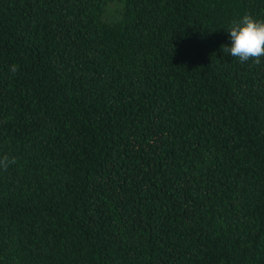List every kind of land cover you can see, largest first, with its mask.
Here are the masks:
<instances>
[{
	"label": "trees",
	"instance_id": "obj_1",
	"mask_svg": "<svg viewBox=\"0 0 264 264\" xmlns=\"http://www.w3.org/2000/svg\"><path fill=\"white\" fill-rule=\"evenodd\" d=\"M245 14L0 0V264H264V57L221 47Z\"/></svg>",
	"mask_w": 264,
	"mask_h": 264
},
{
	"label": "clouds",
	"instance_id": "obj_2",
	"mask_svg": "<svg viewBox=\"0 0 264 264\" xmlns=\"http://www.w3.org/2000/svg\"><path fill=\"white\" fill-rule=\"evenodd\" d=\"M231 44L222 45L223 51L245 63L249 60L256 65L261 63L264 57V20L254 18L251 14H245L238 20H232L227 29ZM10 71L15 74L17 65H10ZM14 158L0 157V169L7 170L10 164H14Z\"/></svg>",
	"mask_w": 264,
	"mask_h": 264
}]
</instances>
